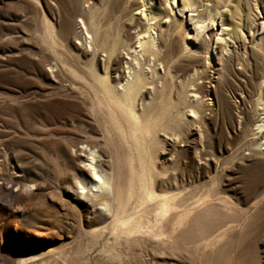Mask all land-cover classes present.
I'll return each mask as SVG.
<instances>
[{"label":"rangeland","instance_id":"374dc122","mask_svg":"<svg viewBox=\"0 0 264 264\" xmlns=\"http://www.w3.org/2000/svg\"><path fill=\"white\" fill-rule=\"evenodd\" d=\"M164 1L0 0V264H264V0H198L237 7L233 46ZM86 147L111 192L80 188Z\"/></svg>","mask_w":264,"mask_h":264},{"label":"bare ground","instance_id":"6f19581e","mask_svg":"<svg viewBox=\"0 0 264 264\" xmlns=\"http://www.w3.org/2000/svg\"><path fill=\"white\" fill-rule=\"evenodd\" d=\"M143 1L141 6H144L148 0H141ZM169 1H171L173 3V5H175L174 1L175 0H165L164 3L166 4V12L163 13L165 18L169 17V12L172 11L171 6L169 5ZM181 1V2H180ZM180 4L179 5H175L178 9V13H183L187 8H189V12H191V14L188 17V20L192 21L193 23V31H194V35L195 38L199 37L201 35V32H204V30H206V28H212L213 27V19L214 17L218 16L220 18V31L221 33V37L219 38V40H216V43H218V45H222L221 43H231V45H234V41L236 40H241L243 41V37L242 34L240 33V28H239V24H237V22H240V20H237L236 17L240 18V11L237 9V7H235V11L234 13L231 12L229 14H224L223 12L218 11L217 7L212 9H208L205 6L199 4L197 6V4L199 3L198 0H179ZM168 4V6H167ZM207 10V11H206ZM228 10V9H227ZM140 18L143 20L145 27L143 30L137 32L136 34V46L135 47H131L130 49V53L134 52V48H138L137 50H135L136 54H139V56L142 55H149L152 57V60H155V49L157 48V41L160 38V22L159 24L153 23L149 21H153V19H155L156 17H159V14H161L160 12H156V9H154V12H152L151 10L144 12V10H140ZM159 13V14H158ZM206 13V14H204ZM223 15H225V17H227V20L229 21V23H225L224 19L222 18ZM250 15V14H249ZM171 18V17H170ZM248 18H251V16H248ZM254 18V17H253ZM251 23H253V20L250 21ZM80 23V22H79ZM83 25L85 23H83V21L81 22ZM164 23V22H163ZM161 22V24H163ZM82 25V26H83ZM264 27V21L261 24V29ZM167 28L170 30V26H167ZM155 29L157 30V32H155ZM229 29V30H228ZM238 29V30H237ZM85 30V29H84ZM85 32V31H84ZM86 33V37L84 36L83 38V45L86 46L87 49H89L92 53V55L94 56L95 53H97V51H99V49L101 51L105 50L104 48V44L102 41H100V39H97L96 37H94V35L91 32H85ZM82 36V35H81ZM230 39V42H228L226 40ZM83 37V36H82ZM215 43V44H216ZM82 45V46H83ZM219 46H217L218 48ZM183 50H185V52L189 53V48L187 46H185L183 48ZM194 51H196V49H194ZM127 54V53H125ZM133 60H136V58H132ZM131 60V59H130ZM138 60V59H137ZM135 61V66L136 68L139 66V62ZM205 60H207V62H205V65H208V57L205 58ZM128 73V72H127ZM138 73L135 70V68H132V73H131V78L135 81L132 80H128L126 79V77H130V74H127L126 77H119L117 78L118 83H121L120 87H122V89H127L128 87H131V85H136V82L138 80ZM153 77L157 78L159 77L157 74L153 75ZM125 78V79H124ZM264 89V84L261 85L260 87V91H263ZM263 94L261 92L260 97H262ZM260 107L262 110H264V100L260 98V103H259ZM258 128H262L264 127V118L261 120V124H259L257 126ZM87 151H84V149H78L76 156L82 159L83 162H87L86 166H80V169L85 173V182L83 183H79L81 186V189H87L88 192L90 193H94L96 194L97 192H111L112 189V179H111V175L109 173H106L104 170H102L98 165L97 162L95 161V156H94V151L92 147H86ZM87 152V153H86ZM88 186V187H87ZM7 187L4 188H0L1 190H6Z\"/></svg>","mask_w":264,"mask_h":264}]
</instances>
